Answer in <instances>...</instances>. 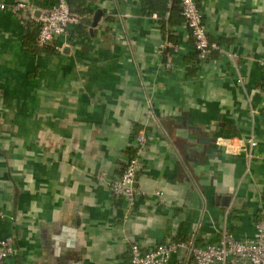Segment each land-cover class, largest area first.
<instances>
[{"label": "crops", "instance_id": "crops-1", "mask_svg": "<svg viewBox=\"0 0 264 264\" xmlns=\"http://www.w3.org/2000/svg\"><path fill=\"white\" fill-rule=\"evenodd\" d=\"M173 1L69 0L83 27L39 49L34 29L54 0H0V240H16L4 264H130L133 244L254 236L264 215V0H197L210 40L232 55L203 62ZM19 2L26 9L14 13ZM142 129L145 195L127 211L109 182ZM251 135L252 158L216 144ZM168 264L194 260L182 249Z\"/></svg>", "mask_w": 264, "mask_h": 264}, {"label": "built area", "instance_id": "built-area-1", "mask_svg": "<svg viewBox=\"0 0 264 264\" xmlns=\"http://www.w3.org/2000/svg\"><path fill=\"white\" fill-rule=\"evenodd\" d=\"M0 8L5 9L6 7L1 5ZM11 9L14 13H18L26 9V4L19 2ZM181 11L200 62L207 60L214 51H220L232 59L231 54L225 52L217 42L210 40L197 0H181ZM38 21L41 28L37 44L42 48L52 44L56 37L65 35L69 26L81 23L80 17L72 11L68 0H54L52 6L41 10ZM163 47L172 48L174 53L179 50L177 44L169 42H165ZM171 67L172 59L169 57L166 68L170 69ZM148 109L147 118L156 123L158 118L151 103H148ZM148 142L149 137L146 130H140L135 137V153L127 161L121 176L109 182L113 196L127 202V211H131L138 198L145 195L137 188L136 177ZM216 144L223 146L226 152L231 155L247 154L251 158L252 151L258 146L254 135L246 138H219ZM99 178L102 181L106 180V173L100 174ZM157 195L160 194L157 193ZM5 217V214L0 211V219ZM182 249L192 254L194 264H264V215L258 216L254 236L244 241H239L234 238L232 233L224 231L219 242L204 246L197 245L194 240L188 242L169 241L144 251L138 244H133L130 247V264H168L172 255ZM15 253L16 240L14 237L10 236L0 240V264H4Z\"/></svg>", "mask_w": 264, "mask_h": 264}, {"label": "trees", "instance_id": "trees-1", "mask_svg": "<svg viewBox=\"0 0 264 264\" xmlns=\"http://www.w3.org/2000/svg\"><path fill=\"white\" fill-rule=\"evenodd\" d=\"M68 1H69V0H68ZM197 3H198V1H197ZM69 4H70V3H69ZM198 6H199V5H198ZM170 12H171V14H173V13H178V14H180V13H181V16H182V11H181V0H174V1H173L172 8L170 9ZM74 13H75V12H74ZM75 14H77V13H75ZM77 15H78V14H77ZM78 16L80 17V15H78ZM182 18H183V16H182ZM80 19H81V23H80L79 25L83 27L84 22L82 21V17H80ZM183 20H184V18H183ZM82 22H83V23H82ZM37 28H38V30H39V32H40L41 25H40V27H39L38 25H36L34 30L36 31ZM38 35H39V33H38ZM37 39H38V36H37ZM37 39H36V46H37V48H39V49H44V48L38 46V44H37ZM192 41H193V39H192ZM214 52H215V51H214ZM214 52H213V53H214ZM194 60H196V62H199L197 51H195V59H194ZM132 155H133V154H132Z\"/></svg>", "mask_w": 264, "mask_h": 264}, {"label": "water", "instance_id": "water-1", "mask_svg": "<svg viewBox=\"0 0 264 264\" xmlns=\"http://www.w3.org/2000/svg\"><path fill=\"white\" fill-rule=\"evenodd\" d=\"M96 25V24H95Z\"/></svg>", "mask_w": 264, "mask_h": 264}]
</instances>
